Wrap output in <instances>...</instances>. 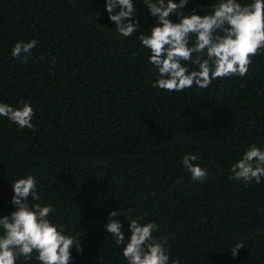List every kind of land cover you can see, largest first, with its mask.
I'll return each instance as SVG.
<instances>
[{
    "label": "trees",
    "instance_id": "obj_1",
    "mask_svg": "<svg viewBox=\"0 0 264 264\" xmlns=\"http://www.w3.org/2000/svg\"><path fill=\"white\" fill-rule=\"evenodd\" d=\"M217 2L188 0L184 11L208 14ZM133 3L140 28L123 37L106 0H0V102L24 100L35 113L34 130L0 116V216L15 210L11 181L31 174L51 222L82 236L70 264H128L104 227L112 210L126 237L131 219L159 225L153 235L169 236L180 264H264V178L229 179L250 145L264 150V50L243 77L153 88L158 70L137 37L155 18ZM32 39L27 62L11 55ZM188 153L207 170L203 182L182 165ZM16 264L40 262L34 252Z\"/></svg>",
    "mask_w": 264,
    "mask_h": 264
},
{
    "label": "clouds",
    "instance_id": "obj_2",
    "mask_svg": "<svg viewBox=\"0 0 264 264\" xmlns=\"http://www.w3.org/2000/svg\"><path fill=\"white\" fill-rule=\"evenodd\" d=\"M188 0H143L148 12L155 18L148 34L137 38L149 49V62L158 70L153 88L168 92H181L193 85L207 89L215 79L231 76H245L252 58L264 50V0H250L241 4L239 0H218L208 14H196L195 10L185 13ZM109 19L116 24V31L123 37H130L140 28L134 16L133 0H106ZM119 9V11H116ZM175 14L178 21L170 19ZM195 42L190 45V40ZM37 41L17 42L11 51L15 58L27 62ZM188 65H196L190 69ZM34 109L30 102L21 100L19 106L0 102V116L8 118L20 128L34 130L32 119ZM197 156L185 154L182 165L191 178L203 182L207 170L195 163ZM229 179L243 181L245 185L253 180L260 183L264 178V150L250 145L234 164L230 166ZM15 210L10 215L0 216V264H16L18 258L31 260L36 253L40 264H70L71 249L83 252L82 236L66 234L63 225L57 226L49 219L55 211L52 205H41L37 191V180L31 174L11 181ZM31 198V200H29ZM119 210L109 213L104 225L107 233L114 237L115 245L122 246L123 257L128 264H180L170 259L169 236L159 238L154 222L141 223V218L131 219L128 227L130 236L125 235L123 224L114 219ZM127 213L125 214V217ZM232 246V255L244 248L243 241Z\"/></svg>",
    "mask_w": 264,
    "mask_h": 264
}]
</instances>
